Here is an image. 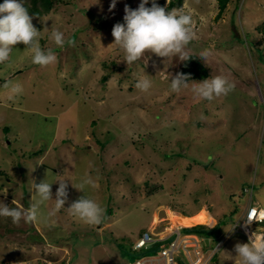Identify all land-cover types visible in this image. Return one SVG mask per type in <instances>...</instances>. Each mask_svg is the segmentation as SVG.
Returning a JSON list of instances; mask_svg holds the SVG:
<instances>
[{"label": "rangeland", "instance_id": "obj_1", "mask_svg": "<svg viewBox=\"0 0 264 264\" xmlns=\"http://www.w3.org/2000/svg\"><path fill=\"white\" fill-rule=\"evenodd\" d=\"M33 2L23 0L29 10H34ZM171 2L176 7L171 8ZM44 3L38 1L41 7ZM140 3L119 0L109 11L111 0H55L49 12L41 11L39 16L29 12L42 48L52 49L57 60L47 66L33 64L27 46L20 43L9 60L0 64V78H4L0 95L14 92V87L21 89L7 96H14L13 102L21 108L7 112L8 119H18L10 131L16 132L17 127L25 135L7 147L0 143V167L6 171L0 169V185L7 184L12 194L15 184L7 175L12 157L16 165L24 166V179L17 187L25 202L34 172L27 167L28 160L36 166L44 156L41 165L60 169L51 164L52 159L62 161L75 151V157L77 153L81 157L76 160L78 176L65 178L57 170L58 175L63 174L60 178L69 191L83 185L84 191L76 188V198L86 195L104 214L94 226L79 221L66 211L67 201L69 206L78 200L71 194L56 214L55 226L45 228L47 239L68 248L69 254L64 255L72 264H120L161 254L171 238L150 252L134 250V243L152 214L165 221L169 209L176 214L205 209L214 220L215 216L222 232L214 231L211 244L205 247L207 256L215 251L209 264H235L236 245L249 242L235 227L251 200L243 189L254 185L252 200L264 207V0H230L221 15L216 0H157L169 11H192L194 37L185 46L186 55L159 57L146 51L127 65L112 30L123 22L126 6L136 9ZM53 29L64 33L63 47L50 39ZM205 49L209 51L206 59L200 57ZM189 53L201 58L209 77L224 76L235 88L212 100L195 95L190 86L173 90L172 76L181 72ZM12 64L15 72L7 76ZM142 77L152 81L147 92L135 87ZM59 128L68 137L64 146L58 148L57 141V148L51 150ZM38 150L42 153L37 155ZM49 154L54 158H48ZM85 167L92 170L90 176L85 175ZM88 179L95 186L84 184ZM54 186L53 198L59 185ZM54 203L48 201L49 207L40 215L45 217ZM10 223L15 225L10 217H3L0 231L12 227ZM169 225L167 220L156 230L163 232ZM255 225L264 226V222ZM34 235L37 232L30 234ZM33 253L28 257L43 258L40 251ZM51 254L48 258L53 260L61 256ZM17 255L21 253L13 246L0 248V261ZM182 257L186 258L179 255L177 261L188 264Z\"/></svg>", "mask_w": 264, "mask_h": 264}, {"label": "clouds", "instance_id": "obj_2", "mask_svg": "<svg viewBox=\"0 0 264 264\" xmlns=\"http://www.w3.org/2000/svg\"><path fill=\"white\" fill-rule=\"evenodd\" d=\"M118 2L119 0H111L109 11L114 10ZM150 2L151 7L148 6ZM192 23L193 13L191 10L177 11L173 9L169 11L165 7L159 6L157 0H141L136 9H132L130 6L125 7L123 22L114 25L112 35L115 38L114 44L118 45L124 52V61L127 65H131L139 60L146 51H151L159 57H168L172 54L185 56V46L194 37L191 28ZM50 39L54 41L57 47H63L65 44L64 33L59 30L53 29ZM20 43L27 46L26 50L31 54L33 64L47 66L57 60V56L52 49L45 50L42 48L39 31L33 25L32 16L24 6L23 0H2L0 2V64L9 60L13 47ZM208 56V50L205 49L200 52V57L206 59ZM188 77L189 74L187 73H177L172 76L170 87L173 90H180L182 87L190 86L195 95L208 100L227 95L235 88V84L224 76H214L192 82ZM135 87L147 92L152 87V81L142 77L138 79ZM13 91L18 93L21 89L14 87ZM56 183L59 186L55 192V198H53L52 186ZM84 184L95 186L90 179L85 180ZM67 188L68 184L65 180H56L49 183L45 179L40 183H32L34 195L32 196L33 202L31 205L27 208L21 206L10 207L0 201V217H10L12 222L17 225L22 220L24 222H37L41 219V206L50 200H54V206L44 217L46 224L54 226L56 214L65 207L69 195ZM76 188L84 191L83 185ZM7 191L8 189L0 190L5 194ZM250 198L251 200L244 209L242 218L252 205L264 209L263 206L252 200V194H250ZM13 204L15 205V200ZM67 209L73 217L90 226L101 223L104 214V209L86 195L71 203ZM257 226L260 228V230H257L259 234H264V226ZM146 230L151 229L147 228ZM186 234L198 235L195 233ZM245 237L249 242L237 244L235 247L237 253L235 264H264V235L253 233L249 238L246 235ZM201 238L203 239L202 236ZM162 242L156 248L163 245ZM203 242L206 241L203 240ZM208 244H211V242Z\"/></svg>", "mask_w": 264, "mask_h": 264}, {"label": "crops", "instance_id": "obj_3", "mask_svg": "<svg viewBox=\"0 0 264 264\" xmlns=\"http://www.w3.org/2000/svg\"><path fill=\"white\" fill-rule=\"evenodd\" d=\"M9 69L8 70L10 72L9 71L6 72L7 76H8V74L10 75L12 72L13 73L15 72V67L13 64ZM30 69H32V67ZM19 72H22V70H20ZM9 93H14V92L8 91V93L6 95H0V143L4 147L12 145L13 143H17L19 138L25 137L24 132L21 131L20 129H18L17 127H15L16 132H15V130L10 131L11 125L17 124L13 121H17L18 119L11 118V120H12L11 121L10 119H8L9 117H8L7 112L9 110H17V109L21 111V108L15 100H14L15 102H13L12 98L14 96L11 97L12 96L11 95L10 97H7L9 95ZM9 123H10V125H9ZM61 129L62 128L58 129V134L56 131L57 129L55 130V133H54V136H53L52 142H51L52 146L50 144V148L53 147L51 150L57 148V141L60 142V145L58 146V148L61 146H64L63 144L65 143V140H66V137H68V134L66 133L65 130H63V129L61 130ZM9 135H10V137L11 136L14 137V139H15V140L13 139L14 142L7 140V139H9L8 138ZM56 136H57V138H56ZM65 146H67V145L65 144ZM78 149H80V147ZM39 151H41V150H38V152ZM47 152H49V151H47ZM72 153H73V150H72ZM53 156H54L53 154L47 155L48 158L49 157L54 158ZM68 156H70V155L66 154V156L63 157V160L62 161L60 160L58 162H57V160L52 159L51 164L60 166V169H54L51 166H49V168H48V167L41 165L40 160H41V163H43V160H46V158L44 156H43V158H40L37 161L38 165H36V166H34V162H31L30 160H28L29 165L27 167L29 169L30 168L34 169V172H32V174H31L32 175L31 191L29 193L28 200L26 199L27 201H25V202L22 201V200H25L23 197V192L21 191L20 188L18 189V187H17L19 184L22 183V181L24 179L23 173L21 171V167L24 168V166L21 164L19 166L16 165V161L14 160V158L9 157V160H8L9 171H8L7 175H10L12 178H8V181H12V183L15 184V187L11 190L12 194H10V192H9L10 187L7 184L4 183L2 186L0 185V190L8 189L6 194L0 192V201L9 205L10 207L11 206H21V207L27 208L33 202L32 196L34 195V190H32V183H40L41 181L47 179L46 177H48L47 180L49 183H53L56 180H61L60 176L63 174L58 175V171H60L62 173L64 172L65 178H67L68 175H72L74 177H77L78 171H77V166H76V160H77V158H81V157L78 155V153L76 154L77 157H75V151H74L73 157H68ZM65 157H66V160H64ZM63 161L66 162V164ZM69 164H70V166H69ZM1 168L2 167H0V169ZM2 170H3L2 172H4L6 174V171H4L3 168H2ZM37 171H38V173H37ZM91 171L92 170L89 167H85V173H86L85 175L86 176H90ZM37 174H38V176H36ZM47 175H49V176H47ZM51 175H53V176H51ZM52 178H53V181H52ZM56 184H53L52 187L55 188L54 185H56ZM67 191H68L69 195L72 194V196L74 195V197L76 198V194L78 192V190L76 188L73 191H72V188L70 189V191L67 189ZM54 193H55V189H54ZM79 197L80 196L78 195V198H76V199H80ZM14 200H15V205L13 204ZM50 201H52V200H50ZM66 204H67L66 211H68L67 207L70 206V205L68 206V201ZM47 207H49V205L47 206V202H46V204L42 205V207L40 208V212L44 213L45 209ZM178 213H180V214H176V212H173V210L169 209L167 211L168 217H166L165 221H161L157 214H152L153 215L152 218L147 219L145 227H146V229L150 228L152 231H154L155 235H157V236L159 235L161 237H164L165 239L162 242V244H164L165 242L170 241L169 240L170 238H171V242H172L173 237L178 236L177 232L173 231V229L175 227H177L178 225H184L186 227V226H190L191 223L192 224H198V223L190 221L192 219L191 218L192 216L197 217L200 214H204V217L206 218V220L204 221V223H199V224L213 223V224H207L208 226H210L207 228H213L215 225L218 224L216 217L211 213L215 218V220H214L212 218V216L209 214V212L206 211L205 209L204 210L199 209L198 211L194 212V214L193 213L185 214V213L180 212V211ZM1 220H3V217H0V222H1ZM167 220L169 221L170 225L166 226L163 232L156 230L158 225H160L162 222L165 223ZM160 221H161V223H159ZM104 224L106 226H112L113 225V223L109 224L106 222H104ZM7 225H8L7 223H6V225L4 223L5 227ZM24 225H26L27 227H24ZM48 226L49 225L44 222V216L41 214V219L37 222H30V223L28 222L26 224V222H24L22 220L19 225L15 224L14 226L12 225V227H8V229L5 228L3 233L0 231L2 233V234L0 233V248H2L4 250V247L13 246V248H15V251L17 253H21V255H17L12 260H10L8 258H3V259H1L0 263H3V264H40L39 260H41L42 262H44V264H72V261L70 260V258L66 259L65 255H64V254H69L68 248H64V247H62V244H60L56 241L49 240L46 237H45L46 240H44L43 242H38L39 240L37 241V239L35 237L30 236V234L34 233V231L42 234V236H43L44 232L48 231V229H45ZM100 227H101V225H100ZM104 228H105V226L101 227V229H104ZM25 229H27V230L25 231ZM168 230H170V231H168ZM27 234H29L28 237H26ZM191 236H192V238H195V239L197 238L198 243L201 244L203 247L210 245L208 243L211 242V239L207 243L206 242L200 243L201 237L199 235H191ZM206 239L207 238H203L204 241H206ZM170 243H169V245H170ZM39 248H42V250H39ZM35 251H40V254H43V258H40L37 255L33 257L35 259L38 258L36 262L34 261L35 259H33L32 256L28 257V253L34 254L33 252H35ZM52 252H55V253L60 252L61 256L59 258H57L56 260L49 259L48 255H52L51 254ZM62 252H63V255H62Z\"/></svg>", "mask_w": 264, "mask_h": 264}, {"label": "built area", "instance_id": "obj_4", "mask_svg": "<svg viewBox=\"0 0 264 264\" xmlns=\"http://www.w3.org/2000/svg\"><path fill=\"white\" fill-rule=\"evenodd\" d=\"M245 191L252 194L251 188H245ZM249 219H251V221H249ZM259 221H264V209L252 205L243 218L235 224V227L249 238L253 233L259 235V231H257L258 226L255 225V223ZM182 229V226L175 227L174 232H178V236L172 240L170 245L162 249L161 254L143 256L135 262H124L120 264H181V262L176 261V257L179 255L186 257H182L181 259L188 264H209L212 255L206 256L204 254L205 249L198 243V239L192 238L191 234L181 233L180 231H182ZM153 233L154 232L151 230H146L141 236L137 237L138 240L135 241L134 246L135 250H154L156 246L165 239L159 235L156 238ZM260 235L264 234L261 233ZM201 242H203L202 238L200 240V243ZM210 253L215 254V251Z\"/></svg>", "mask_w": 264, "mask_h": 264}, {"label": "trees", "instance_id": "obj_5", "mask_svg": "<svg viewBox=\"0 0 264 264\" xmlns=\"http://www.w3.org/2000/svg\"><path fill=\"white\" fill-rule=\"evenodd\" d=\"M33 1H34L33 2L34 5H32V6L34 7V10H29V7L26 6V5H25V7L28 9L29 12H31L32 14L37 15V16H39L42 12H45V13L49 12L52 9L53 5L55 4V0H45V3H44V0H43L44 4L41 7V5H38V1L39 0H33ZM216 1H218L219 7H220L219 15H221L223 10L227 7V4L230 2V0H216ZM38 6L41 7V8L39 9ZM169 6L171 8L172 7L174 8V7H176V4L174 2H171ZM105 25L106 24H104V26ZM43 48H45V47H43ZM46 48H48V47H46ZM188 57H191V58H188ZM182 64L183 65L181 67V72L189 74L188 78H189L190 81H192V80H203V79L209 78V75H210L209 69L204 65V63L202 62L201 58L197 54L189 53ZM0 79H3V78H0ZM35 153L38 155V154H41L42 152L41 151H39V152L36 151ZM19 165L20 164L18 163V166ZM45 167L49 168V166H45ZM192 170H193V168H192ZM192 170H190V171H192ZM250 188L252 189V193H253L254 185H252V187H250ZM243 190H244L245 193H248V192L245 191V188ZM205 224L207 225V224H213V223H205ZM205 224H191L190 226H186L184 228L185 233H195V234L200 235V237L202 236L203 238H211V242H212V237L211 236L213 235V232L219 230L220 233H221L222 232L221 231V227H220L219 223L217 225H215L213 228H207L205 226ZM26 230L27 229H25V231ZM48 233L49 232L44 233L43 236H42V234L37 233V236L40 237L39 241L43 242L44 240H46L45 239V235L49 236ZM37 236L34 235V236H31V237H35L36 238ZM37 241H38V239H37ZM134 246H135V243H134ZM160 246H162V245H160ZM156 249L157 248H155L154 250H156ZM204 249H205V246H204ZM134 250H135V248H134ZM144 250L148 251L146 249H141L140 251H144ZM136 251H138V250H136ZM150 251H152V250H150ZM150 251H148V252H150ZM141 257H143V256H141ZM141 257H139V258H141ZM139 258H137V259H139Z\"/></svg>", "mask_w": 264, "mask_h": 264}, {"label": "bare ground", "instance_id": "obj_6", "mask_svg": "<svg viewBox=\"0 0 264 264\" xmlns=\"http://www.w3.org/2000/svg\"><path fill=\"white\" fill-rule=\"evenodd\" d=\"M199 216V217H198ZM197 217H195V218H193L194 219V221L195 222H198V224H199V222L200 223H202V221L204 220V214H200V215H198ZM154 220V219H153ZM158 220V219H157ZM259 223V222H258ZM192 224V223H191ZM178 226H182V227H185L184 225H178ZM182 230H184V228L182 229ZM181 233H182V231H180ZM177 234H178V232H177ZM153 235H155L154 233H153ZM260 235V234H259ZM156 236V238H157V235H155ZM209 240L211 239V238H208ZM204 254L206 255V252H204ZM209 254V253H208ZM209 255H212V257L214 256V254H209ZM141 256V255H140ZM207 256V255H206ZM177 258H178V256L176 257V261H177ZM212 259V258H211Z\"/></svg>", "mask_w": 264, "mask_h": 264}, {"label": "water", "instance_id": "obj_7", "mask_svg": "<svg viewBox=\"0 0 264 264\" xmlns=\"http://www.w3.org/2000/svg\"><path fill=\"white\" fill-rule=\"evenodd\" d=\"M206 242H209V239L208 238L206 239Z\"/></svg>", "mask_w": 264, "mask_h": 264}]
</instances>
